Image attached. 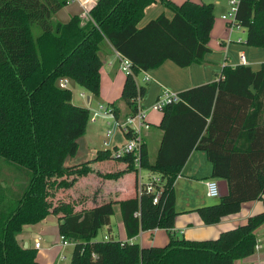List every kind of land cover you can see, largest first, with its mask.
Returning <instances> with one entry per match:
<instances>
[{"label":"trees","instance_id":"16d2710c","mask_svg":"<svg viewBox=\"0 0 264 264\" xmlns=\"http://www.w3.org/2000/svg\"><path fill=\"white\" fill-rule=\"evenodd\" d=\"M70 0H0V166L7 164L25 176L19 195L0 172V264H39L35 249L23 248L17 235L26 225L58 216V232L72 243L69 264H237L255 253L257 234L264 227V211L211 240H186L173 231L176 211L174 184L194 151L211 164V178L227 183L228 194L219 202L195 209L204 225L239 213L243 203L264 196V63L259 70L238 65L224 67L223 79L178 93L180 102L161 112L162 138L153 162L146 144L141 147L142 168L159 174L164 190L142 191L125 200L105 202L74 212L67 203L53 205L49 198L78 177L93 172L96 158L66 166L78 152L90 118L87 108L72 104V92L58 83L69 79L94 97L100 93L99 46L108 41L116 53L131 62L121 100L126 114L109 105L119 121L137 112L144 88L136 83L170 61L179 68L204 63L214 25L213 6L185 0H97L89 21L74 16L66 24L55 15ZM161 3L172 13L161 14L139 27L145 10ZM237 22L246 30V44L264 49V0H240ZM129 134L125 135V138ZM118 161L134 172L132 156ZM71 177V183L67 179ZM119 212L127 240L141 232L165 230L163 247L98 239Z\"/></svg>","mask_w":264,"mask_h":264},{"label":"crops","instance_id":"0c3cea01","mask_svg":"<svg viewBox=\"0 0 264 264\" xmlns=\"http://www.w3.org/2000/svg\"><path fill=\"white\" fill-rule=\"evenodd\" d=\"M169 1L173 2L176 5H180L185 0ZM192 1L197 4H211L213 6L214 25L210 33V41L208 44L210 52L206 54L204 63L200 65H191L186 68H180L182 70H176L175 68H173V66L167 63L168 61L163 63V65H161L159 68L147 72L152 78V81L148 82L147 84H142V75L140 74L136 79L137 83H139L138 78H140L139 84L144 88V94L141 97L140 107L146 113L148 111V114L149 112H153L151 110V106L160 95L162 88H166L175 93H180L188 89L216 81L218 75L221 73L224 67L233 68L238 65H244L251 67L253 71H257L264 63V49L250 47L246 44V30H244L243 32L245 38H242V34H240V32L242 31L241 29L238 31H228L226 29V24L222 22L221 19V15L228 11V4L226 0ZM96 2L97 0H79L69 2L65 7H63L56 13L55 18L59 23L66 24L72 17H79L82 14L83 6H86L87 10L90 11L96 4ZM161 14H164L168 18L172 17V13L167 10L161 3L157 2L155 4H152L145 10L144 18L140 22L139 27L144 26L146 23L157 18ZM238 40H240V42ZM98 54L102 62V67L100 69V93L98 98L105 100L107 102V106H109L115 104L116 101L120 98L119 96H121L122 87L126 75L119 69L117 54L108 41L105 40L101 43V45L99 46ZM241 55L244 56V62L240 60ZM171 73H173L174 75H180L181 82L177 83L176 78L173 77ZM70 83L74 84L73 82ZM85 99L87 104H90L91 98L86 97ZM72 104L74 105L73 101ZM159 113L160 116L155 120L150 119L151 117L146 114V120L149 128L144 131L143 141L147 146V150L149 141L153 136L151 132L152 128H155L158 131L156 134V138L157 140H159V144L162 138V131L158 128L161 120V112ZM116 146L120 145H117V143L112 144V148H115ZM103 161L108 163H111V161L119 162L118 160L113 159H106ZM122 164L123 165H121V167L116 168V172H100L94 170L91 166L93 172L88 174L87 176L82 177L81 180L78 181H84L80 182V186L82 188L83 186L84 188H86L91 185V181H97V179L102 180L101 186L97 188L98 190H96L98 194L94 195V198H90V201L92 202L91 205L88 206V210L105 202L113 200H125L135 196V190L130 191L129 187H123L120 185L116 187L110 185V180L103 177L106 174H113L124 171L126 169V165L124 163ZM211 169V164L207 160L205 154L200 151H194L175 181L174 191L176 197V211L178 212V215L175 218L173 231L177 236H182V238L186 240L216 239L222 232L234 229L237 226L244 224L249 217L264 211L263 196L261 200L243 203L239 213L224 217L217 224L209 226L204 225L198 213L195 212V209L202 206L211 205L207 204V201L205 200L209 198H207L205 195L204 186V181L212 179ZM3 170L4 173H2ZM15 171L16 170L13 167L7 164H4L3 167H0V172L3 176L7 175V182H11V184L15 180H17V175H19V173H17V175H12V173ZM120 178L121 176L119 177V179ZM22 184L16 186L18 187ZM196 187H199L203 190L204 197L198 198L194 194V190H196ZM111 195H113V197L115 198H112ZM218 202L219 199L216 203ZM75 209L77 212L81 211L79 210V208ZM50 216L55 218L57 221V232L55 231V233L58 234V238L60 240V235L58 232V216L49 215L38 224L24 226L22 232L17 235V241L23 248L24 246H27L26 248L31 249H35L34 244L36 241L40 242V249H35L37 252L36 261L39 264H64V260L66 259L65 249L67 247H73H62L60 245V241L57 240L56 237L50 238L51 232L48 227L49 222L47 220ZM121 225L123 224L121 223ZM106 230L109 231V234L104 235V237L107 236L108 238H114V236L112 235L114 232L111 229V223L109 230L108 227H106ZM123 231L124 236L119 237V241L126 242L128 240L125 234L124 226ZM150 233V239L153 243V238L155 237L156 233H159V230L150 231ZM257 235V242L259 243L261 248L258 251H255L253 255L241 261H238L237 264H264V227L258 231ZM130 242L138 243L142 247L160 246L157 244L144 245L143 232H141L136 238L131 239Z\"/></svg>","mask_w":264,"mask_h":264},{"label":"rangeland","instance_id":"374dc122","mask_svg":"<svg viewBox=\"0 0 264 264\" xmlns=\"http://www.w3.org/2000/svg\"><path fill=\"white\" fill-rule=\"evenodd\" d=\"M241 30H242L240 32V34H242L241 37L245 38V35L243 34L245 29H241ZM167 63L173 66V68H175L176 70H182L170 61H168ZM171 74L173 77L176 78L177 83L181 82L180 75H174L173 73ZM70 82L71 81L69 80L68 88L72 92V101L74 102V105L78 107H82V108H87L90 111V118L87 124L85 135L79 140L78 152L74 157L67 159L65 163L66 166L79 165V164H83L86 162H90L94 160L97 151L111 150L113 143L115 144L117 143V145H121L125 143V140H126L123 133L119 129L114 130L112 121H109L110 124H108V121L105 119H102L101 117H98L96 118L95 121H92L93 111L97 110L99 105L106 107L107 102L103 99H99L98 97H94L93 95L87 93L82 88L78 87L76 84H72ZM138 82L140 83V78H138ZM80 94H84L85 97H82ZM86 97L91 98L90 104H87L86 99H85ZM119 97L120 98L119 99L117 98L118 100L116 101L115 104L119 108L120 113L125 114V112L127 111V108L125 104L123 103V101L121 100V96ZM146 114L149 115V117H151L150 119L152 120L158 119V117L160 116L159 112H154V111L149 112V114L147 111ZM107 130H112V132H114L112 138L106 137ZM151 132L153 136L151 137L149 141L148 151H149V160L153 162L155 159L157 149H158L159 140H157L156 138V134L158 131L155 128H152ZM104 141L107 142L108 146H104L103 144ZM90 165L96 171L116 172V168L121 167V165L123 164L120 161L119 162L111 161V163L99 161V162H92L90 163ZM0 167H3V164ZM2 173H4V170ZM147 175H148L147 170L143 169L142 170V177H143L142 181L143 182L147 181ZM17 176H18L17 180L12 182V184L11 182H8V184L14 191L15 195H19L21 192V190H19V188H17L16 185H20L22 183H23L22 185H24V183L26 182L25 176L23 175H17ZM81 178L82 177H78L77 180L74 183H72L71 186L65 189H60V190L55 191L53 197L49 198L50 202L53 205H58L60 203L70 204L73 207L74 212H77L75 208H79V210L81 211L88 210L89 208L88 206L91 205V202H92L90 201V198L98 194L96 190H98L97 188L101 186L102 180L97 179L98 183L96 180L94 181L90 180L91 185L86 188H84L83 186L82 188L80 186V182H84V181L78 182L79 180H81ZM134 179H135L134 172L129 171L125 173L124 175H122L120 179L119 178L109 179L110 180L109 182H110V185H113L116 187L118 185L123 186V187H129L130 191H132V190H135V187H136L134 185ZM71 180H72L71 177L67 179V181H69L70 183L72 182ZM194 194L198 198L204 197L203 190L199 187H196V190H194ZM111 197L115 198L113 197V195H111ZM205 200L207 201V204H211V205L218 201V199H205ZM47 220L49 222L48 227L51 232L50 238L56 237L57 240H59L58 234L55 233L57 229L56 219L50 216L49 219ZM119 221H120V216H119V212L117 211L113 216H111V229L114 232L112 234L114 236V240H119V237L124 236L123 225H121V221L120 222ZM108 234H109V231H107L105 227L99 232L98 239H103L104 235H108ZM178 237L182 238V236H178ZM150 238H151V233L149 231L143 232V244L144 245L157 244V245H160L159 247H163L168 243V237H167V233L165 232V230H159V233H156L155 237L153 238V243L151 242ZM71 254H72V248L67 247L65 249L66 259L64 260V264L70 263Z\"/></svg>","mask_w":264,"mask_h":264},{"label":"built area","instance_id":"2783aa9c","mask_svg":"<svg viewBox=\"0 0 264 264\" xmlns=\"http://www.w3.org/2000/svg\"><path fill=\"white\" fill-rule=\"evenodd\" d=\"M73 1H79V0H70V2ZM228 4V11L221 15L222 21L226 24V29L228 31L232 30H240L242 29L236 19L238 7L240 0H226ZM79 19L81 20L82 24H85L89 21V11L87 10L86 6H83V12L79 16ZM240 42V40H238ZM118 57L119 62V69L125 74L130 75L132 74L131 69V62L121 56L120 54L116 53ZM240 60L244 62V56H240ZM142 75V84H147L148 82L152 81L151 76L143 71L141 72ZM220 79H223L222 76L217 77L216 81H219ZM137 83V80H136ZM69 79H62L59 81L58 86L61 89H69L68 88ZM138 86H141L139 83H137ZM82 97H84V94H80ZM141 98H137V112L127 117L125 120L119 121L115 118V115L113 113V110L109 106H102L99 105L97 110L93 111L92 115V121H95L96 118L101 117L102 119H105L108 121V124H110L109 121L113 122V127L115 129H119L124 137L125 135L129 134V137L125 138V143L121 144L120 146H116L115 148H112L111 151V158L113 160L120 159L125 156H132L133 157V164H134V173H135V194L140 195L142 191L150 194H154L153 204L158 203V199L161 196L164 187L163 182L161 180V177L159 174L147 171V181L143 182L142 179V165H141V147L144 144L143 141V134L144 131H146L149 128V125L146 120V112L142 110L140 107ZM180 102V97L178 93L172 92L166 88H162L160 95L154 102V104L151 106V110L154 112H162V110L170 104H175ZM114 132L112 130H107L106 137L112 138ZM104 146H108L107 142H103ZM205 186V195L209 199H219L220 198V192H219V186L218 181L214 179H209L204 181ZM155 231V230H153ZM104 240H108V237L105 236L103 238ZM60 245L62 247L67 246H73L72 243L65 240L63 237L60 236ZM129 243L130 240L128 241ZM40 242L36 241L34 244V247L36 250L40 249ZM261 248L259 243L257 242L255 246V251H258Z\"/></svg>","mask_w":264,"mask_h":264},{"label":"water","instance_id":"95a60500","mask_svg":"<svg viewBox=\"0 0 264 264\" xmlns=\"http://www.w3.org/2000/svg\"><path fill=\"white\" fill-rule=\"evenodd\" d=\"M218 186H219V192H220V198H223L227 196L228 194V188H227V183L224 180L218 181ZM27 246H24V249Z\"/></svg>","mask_w":264,"mask_h":264}]
</instances>
